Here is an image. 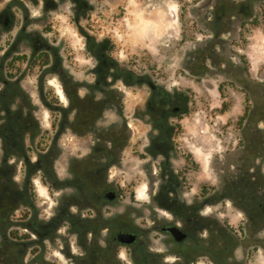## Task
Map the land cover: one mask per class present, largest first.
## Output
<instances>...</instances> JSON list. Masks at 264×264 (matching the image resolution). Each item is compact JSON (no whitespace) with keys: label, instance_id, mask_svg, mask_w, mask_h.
<instances>
[{"label":"rangeland","instance_id":"obj_1","mask_svg":"<svg viewBox=\"0 0 264 264\" xmlns=\"http://www.w3.org/2000/svg\"><path fill=\"white\" fill-rule=\"evenodd\" d=\"M96 146L111 214L165 218L178 184L218 264H264V0H0V264L77 263L69 179Z\"/></svg>","mask_w":264,"mask_h":264},{"label":"flooded vegetation","instance_id":"obj_2","mask_svg":"<svg viewBox=\"0 0 264 264\" xmlns=\"http://www.w3.org/2000/svg\"><path fill=\"white\" fill-rule=\"evenodd\" d=\"M179 125L178 122L170 125L171 129L175 128L174 132L170 133L172 139L177 137ZM111 144L115 142L111 141ZM100 151L103 156L99 162L97 157L101 154ZM114 154L113 151H103L96 146L85 162L77 163L76 167L72 161L69 185L79 192L68 197L65 206L66 222L69 224L70 238L75 235L76 243L83 250L79 257L68 250L73 261L77 260L76 264H218V242L212 246L210 242L203 243L202 240L207 227L206 221L198 214L203 213L205 205H183V201L176 197L179 196L178 184L169 183L166 186L173 199L152 198L149 201L152 209L157 207L156 210L167 213L165 218L153 216L152 221L145 223L143 217L141 221L139 216L133 219V213L138 214V211H123L126 215H120L122 212L111 214L112 210L108 211L117 205L122 192L120 185H106L110 167L114 164ZM182 156L186 162L190 160L187 153H182ZM109 162L111 163L108 164ZM183 170L177 174L182 181L185 180ZM29 188L28 185L24 188V197ZM153 192L155 194V190ZM199 193V197L204 196L202 189ZM81 197L84 198L83 201ZM28 203L32 204V201ZM107 214L112 216L107 218ZM168 215L171 217H166ZM58 220L55 219L56 224H59ZM28 222L33 223V218ZM41 227L43 225H36L33 229L41 234ZM158 233L162 235V239L154 245L151 241ZM211 237L213 240V235ZM209 249L212 250L211 254L205 252ZM122 256L128 257L130 261ZM120 258H123L125 263Z\"/></svg>","mask_w":264,"mask_h":264},{"label":"trees","instance_id":"obj_3","mask_svg":"<svg viewBox=\"0 0 264 264\" xmlns=\"http://www.w3.org/2000/svg\"><path fill=\"white\" fill-rule=\"evenodd\" d=\"M45 54V57L46 58H48V53L46 52V53H44ZM224 106H225V109L227 108V104L226 103H224L223 104ZM225 109H223V110H225ZM249 109H250V105H249V102H248V97H245V101H244V109H243V113L240 115V117H239V123H242L245 119H246V117H247V115H248V112H249ZM11 235L12 236H14V238H21V237H18L16 234H14L13 232L11 233ZM28 237V236H27Z\"/></svg>","mask_w":264,"mask_h":264}]
</instances>
